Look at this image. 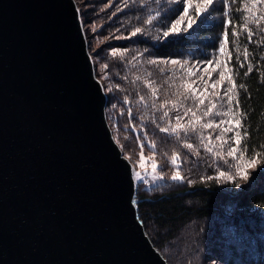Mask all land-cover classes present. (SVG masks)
<instances>
[{
	"label": "trees",
	"instance_id": "obj_1",
	"mask_svg": "<svg viewBox=\"0 0 264 264\" xmlns=\"http://www.w3.org/2000/svg\"><path fill=\"white\" fill-rule=\"evenodd\" d=\"M123 2L126 7L116 15L107 7L95 16L101 15L99 23L111 36L102 45L119 50L104 57L112 86L109 107L114 106L116 127L124 134L117 142L129 156L155 154L167 179L137 192L147 234L169 264H264V0H213L211 5L188 0L184 20L167 37L174 10L186 0ZM173 60L203 62L215 72L209 80L203 74L191 78L185 65L167 72L163 61ZM206 81L219 82L220 89H211ZM229 87L232 91L226 93ZM188 108L192 111L184 115ZM164 111L169 115L161 119ZM178 115L183 119L177 121ZM228 116L237 121L238 129H233L240 132L242 153L262 163L251 182L240 188L214 177L211 158L204 156L209 147L203 132L190 131L194 118L222 121ZM177 123L182 126L178 135L172 132ZM186 143L193 149L185 148ZM177 171L183 180L172 181Z\"/></svg>",
	"mask_w": 264,
	"mask_h": 264
},
{
	"label": "water",
	"instance_id": "obj_2",
	"mask_svg": "<svg viewBox=\"0 0 264 264\" xmlns=\"http://www.w3.org/2000/svg\"><path fill=\"white\" fill-rule=\"evenodd\" d=\"M108 102L76 0H0V264H169Z\"/></svg>",
	"mask_w": 264,
	"mask_h": 264
},
{
	"label": "rangeland",
	"instance_id": "obj_3",
	"mask_svg": "<svg viewBox=\"0 0 264 264\" xmlns=\"http://www.w3.org/2000/svg\"><path fill=\"white\" fill-rule=\"evenodd\" d=\"M77 4L79 6V10L81 12V18L82 22L84 24V30L85 34L89 43V51L92 55L95 69H96V75L98 79L102 82L105 92L108 96L112 94V86L111 83L108 81L107 78V67L104 60L105 55H118V51L116 49L108 50V45H102L103 43L109 41L110 37H107L104 28L102 27V24L99 23L101 20V15L98 14L96 17L95 12H97L98 9H104L107 7L110 8V11L113 15H116L117 10L120 11L124 7H126L127 3L123 2V0H76ZM179 1V0H176ZM94 14V18L93 17ZM94 19V20H93ZM102 27V28H101ZM133 34V33H132ZM173 34H170V36ZM113 38L121 39L120 36H113ZM178 61L177 64H172L171 61H167L168 63H164L165 67H167V72H175L178 70H181L182 66L185 65L186 72L188 76L191 78L198 79V75L203 74L201 78H207L206 80H209L212 76V73L215 72V68L209 64H205L203 62H187V61ZM165 62V61H163ZM183 67V68H185ZM195 82V81H194ZM206 85H208L211 89L212 87L214 89H220L219 82H210L206 81ZM204 86L205 83L203 82ZM219 87V88H218ZM197 92V86L195 88ZM204 92V89L201 90ZM223 96V94H221ZM223 105V104H222ZM113 110L114 106L107 107V117L108 122L111 126V129L113 131L114 137L117 140H119L120 136H124L122 131L116 127L114 118H113ZM230 115V114H229ZM193 117V116H192ZM223 123H221V120H210L207 118L197 117L194 118V122L190 127V131L193 133H196V131L203 132L204 134V140L206 142V145H208V149L205 151V155H209L211 159L210 160V166L212 169H215L216 175L214 176L216 179H218L221 183L232 185V186H240L242 187L245 184H248L251 182L254 174L257 172L258 169H260V166L262 165L261 161L257 158H249L247 155L243 154L240 147L238 146V142L235 140V132L234 130L238 129L237 121H232L229 119V116L225 119H223ZM211 123L213 126L211 128L205 127V125ZM236 126V129H233V127ZM195 129V131H193ZM234 134V136H232ZM203 136V135H202ZM119 144V143H118ZM235 148L236 151L229 156L228 153L231 151L232 148ZM218 149L219 152L216 151ZM123 150V149H122ZM216 152V154L214 153ZM124 154L125 151L123 150ZM220 153L221 155H218ZM141 154L143 155V159L141 160ZM125 156L132 162L134 169H135V175L137 172L140 173V177L138 178L136 176L137 180V192L143 189H152L154 186L160 185L165 183L167 180L165 176L160 171V165L157 164V157L153 153H136L134 152V155H127ZM219 158V159H218ZM216 161V163H215ZM219 162V164L217 163ZM212 163L215 164V166L212 167ZM141 164H143V167H141ZM237 169L240 171H243L245 175L247 176V179L241 178L240 175L237 174ZM224 171L226 174L224 177H220L219 173ZM182 173V172H180ZM209 177H212L209 175ZM231 177V179H229ZM169 180V179H168ZM186 234V232H185ZM184 264H189L187 261L184 262ZM209 264H221L219 262H211Z\"/></svg>",
	"mask_w": 264,
	"mask_h": 264
},
{
	"label": "snow or ice",
	"instance_id": "obj_4",
	"mask_svg": "<svg viewBox=\"0 0 264 264\" xmlns=\"http://www.w3.org/2000/svg\"><path fill=\"white\" fill-rule=\"evenodd\" d=\"M187 2H188V0H186V3H185L184 5H182L178 10H174V17H173V18L175 19V22L172 23L171 26H170V28H169L167 31L164 32V36H165V37H167V36L169 35V32H176V31L178 30L177 26L181 24V22L184 20V16L187 14ZM212 2H213V0H207V3H208L209 5H211ZM197 11H199V10H197ZM175 15H178L179 18H175ZM149 23H151V21H149ZM226 23H230V21H226ZM191 26H192V22H191V20H189V22H188V28H191ZM140 31H141V29H139V28L136 29V32H140ZM135 34H136V33H133V35H135ZM248 35H249V40H251L252 33L249 32ZM225 42H227V33H225ZM220 50H221V52H222V51H223V48L221 47ZM113 55H115V53H113ZM150 63L155 64L156 61H150ZM164 63H168V62L165 61ZM171 63H172V64H177V63H179V62L173 60V61H171ZM207 63H210V62H207ZM239 67H244L243 63H240V64H239ZM249 69H251V65H249ZM247 74H248L247 72L244 73V75H247ZM222 78H223V77L221 76V79H222ZM138 79H139V78H138ZM240 87L243 88L244 85L241 84ZM231 91H232V88H231V87H229L228 89H226V93H227V92H231ZM141 99H143V97H141ZM203 103H204V101H203L202 99H200V100H199V104H203ZM165 104H167V101L165 102ZM229 104H231V101H230V100H229ZM164 106H165V105H161L160 107L162 108V107H164ZM213 106H215V105H213ZM229 110H230V109H229ZM190 111H192V109H191V108H188V109L185 111L184 115H187V112H190ZM209 111H211V110L209 109L208 111H206V112L204 113V115H208V112H209ZM192 114H193V116H195V112H193ZM168 115H169V113H168L167 111H164V112H163V116L161 117V119H164V118L168 117ZM176 119H177V121H179V120L183 119V116H179V115H178V116L176 117ZM223 122H224V121H221V123H223ZM212 126H213V125H212L211 123L205 125V127H207V128H211ZM157 127L159 128V130H160L161 132H167V131H168V128L160 127V125H157ZM181 127H182V126H181L179 123H177L176 127L172 128V132L177 133V135H178L177 129H179V128H181ZM184 131L186 132V131H187V128H184ZM193 131H195V129H193ZM239 138H240V132H236V133H235V140L238 142V141H239ZM184 147L187 148V149H193V144H191V143H186V144L184 145ZM141 148H143V145L141 146ZM235 151H236V149L233 147V148L231 149V151H229L228 155L231 156ZM142 159H143V155L141 154V160H142ZM173 163H175V160H173ZM141 167H143V164H141ZM225 174H226V173H225L224 171H222V172L219 173V176H220V177H224ZM237 174L240 175L241 178L247 179V176L245 175V173H244L243 171H240L239 169H237ZM136 176L139 178V177H140V173L137 172V173H136ZM229 179H231V177H229ZM171 180H172V181H181V180H183V177L181 176L180 172L177 171L174 175L171 176Z\"/></svg>",
	"mask_w": 264,
	"mask_h": 264
}]
</instances>
